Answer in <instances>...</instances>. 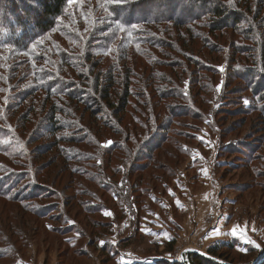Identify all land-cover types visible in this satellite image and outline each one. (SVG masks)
<instances>
[{"label":"rangeland","instance_id":"1","mask_svg":"<svg viewBox=\"0 0 264 264\" xmlns=\"http://www.w3.org/2000/svg\"><path fill=\"white\" fill-rule=\"evenodd\" d=\"M251 5L259 50L241 33H211L200 24L150 29L177 51L167 49V68H153L166 76L167 101L151 108L155 120L145 126L134 110L145 100L134 98L120 118L105 105L113 130L96 111L75 108L77 123L93 135L89 143L84 130L70 125L53 137L45 128L51 116L45 94L29 98L17 113L30 117L25 154L2 155L0 162L12 170L7 182L16 196L35 195L22 209L0 198V264H189L193 251L208 258L222 243L232 249L221 251L224 260L215 257L220 263L264 264V102L250 101L248 84L256 73V81L264 76V0ZM177 33L195 38L185 47ZM129 57L136 71L151 70ZM23 86L21 101L32 91L31 78ZM152 137L169 141L148 152ZM36 209L41 219L26 212ZM7 246L15 247L8 257Z\"/></svg>","mask_w":264,"mask_h":264},{"label":"trees","instance_id":"2","mask_svg":"<svg viewBox=\"0 0 264 264\" xmlns=\"http://www.w3.org/2000/svg\"><path fill=\"white\" fill-rule=\"evenodd\" d=\"M251 10V0H0V156H24L29 143L24 130L30 117L17 113L38 93H44L49 103L51 116L45 128L48 126L53 137L70 125L74 132L84 130L85 141L89 143L93 135L77 123L73 110L83 107L91 114L96 111L103 126L113 130L118 126L105 105L111 106L113 114L120 118L128 114L134 98L138 103L145 100L134 110L143 116L144 126L151 123L155 120L151 108L159 109L160 102L167 101V89L161 84L166 82V76L153 68H167V49L177 51V48L170 39L167 41L150 29L173 24L190 30L189 26L200 24L211 33H241L250 37L259 50L260 25L253 26ZM117 23L123 24L124 30H118ZM85 28L89 30L87 35ZM98 33L105 35L104 40H96ZM177 35L180 40L183 38L185 47L195 38L194 34ZM157 51L166 59H161ZM129 54L145 61L151 70L136 71L135 58H127ZM107 57L114 61L104 66L103 59ZM184 58L193 61L191 57ZM1 72L7 74V79ZM194 75L192 72L191 79ZM255 75L248 82L250 101L255 98L264 102V88L259 89L264 76L256 81ZM30 78L32 91L21 101L17 93L25 90L23 83ZM155 99L158 103L149 102ZM30 109L35 111L32 106ZM164 138H150L155 141L148 152L167 144L169 140ZM8 166L0 162V174L6 175L0 176V198L21 206L27 196L35 194L16 196L12 183L7 182L14 177ZM26 212L40 219L45 215L39 209ZM231 247L230 243L213 246L208 250V258L192 252L189 264H222L216 258L224 260L221 251ZM14 251V246H7L4 254L9 256Z\"/></svg>","mask_w":264,"mask_h":264},{"label":"snow or ice","instance_id":"3","mask_svg":"<svg viewBox=\"0 0 264 264\" xmlns=\"http://www.w3.org/2000/svg\"><path fill=\"white\" fill-rule=\"evenodd\" d=\"M125 2H127V0H125ZM132 27L135 28L136 25H132ZM117 29H118V30H124V25H123V24H120V23H117ZM128 36H129V37L131 36V32H128ZM223 70H224L223 67H221V68H220V71H223ZM261 71L264 72V68H261ZM244 103L247 104L248 101H247V100H244ZM105 214H106V215H110V213H108V212H106ZM231 234H232V235H236L235 230H233ZM216 235H220V232H219L218 230L216 231ZM250 242H251V241H250ZM181 259H183V258H181ZM146 264H149V262H146Z\"/></svg>","mask_w":264,"mask_h":264},{"label":"water","instance_id":"4","mask_svg":"<svg viewBox=\"0 0 264 264\" xmlns=\"http://www.w3.org/2000/svg\"><path fill=\"white\" fill-rule=\"evenodd\" d=\"M194 253H197V254H200V255H203L202 253H200V252H197V251H193Z\"/></svg>","mask_w":264,"mask_h":264}]
</instances>
